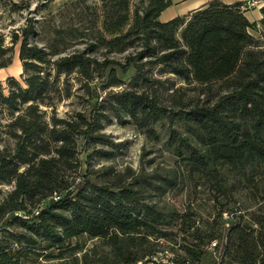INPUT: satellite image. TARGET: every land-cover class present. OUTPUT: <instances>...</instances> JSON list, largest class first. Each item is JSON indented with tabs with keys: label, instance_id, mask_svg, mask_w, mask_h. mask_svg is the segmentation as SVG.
Instances as JSON below:
<instances>
[{
	"label": "trees",
	"instance_id": "1",
	"mask_svg": "<svg viewBox=\"0 0 264 264\" xmlns=\"http://www.w3.org/2000/svg\"><path fill=\"white\" fill-rule=\"evenodd\" d=\"M172 1L131 12L130 0H100L99 22L53 28L46 47L34 20L13 35L23 79L0 83V264H264V196L252 224L219 208L205 228L178 200L202 183L225 196L229 175L248 187L264 178V7L258 24L221 0L160 22ZM76 40L82 49L58 51ZM9 51L0 41V57ZM130 70L126 87L58 117L71 75L90 95L95 79L118 88ZM112 120L171 163L142 148L137 169H117Z\"/></svg>",
	"mask_w": 264,
	"mask_h": 264
},
{
	"label": "rangeland",
	"instance_id": "2",
	"mask_svg": "<svg viewBox=\"0 0 264 264\" xmlns=\"http://www.w3.org/2000/svg\"><path fill=\"white\" fill-rule=\"evenodd\" d=\"M148 0H130L129 8L132 12L134 8L141 4H146ZM101 3L100 0H0V41L3 48H10L11 51L0 57V62L8 57L11 63L0 68V83L7 90V80L12 78L19 84H22L23 69L22 62L18 59V45L11 44L14 34H19L20 30L26 25L28 20H34L38 29V37L36 43L40 46H48V39L51 37V30L56 27L77 26L80 20H83L85 27L88 26V20L100 21ZM94 32H92V35ZM257 37V34L253 33ZM83 41L76 40L68 42L58 47V51L62 54L69 53L75 49H82ZM103 52L99 51L98 56ZM109 57L122 60L121 54H109ZM152 74L161 80H169L174 83L175 87H185V85L171 75L159 74L158 68L152 70ZM133 72L130 70L127 74L121 76L125 83L118 88L103 89V80L95 79L90 85V95L86 89L81 86L76 75L69 77V83L72 88V96L63 100L56 109L58 117H64L65 114L74 111H82L87 105V100L91 102H99L105 97L109 90H118L126 87ZM6 113L0 115L5 118ZM103 131L113 136V141L120 144L121 151L112 163L117 169L129 166L137 169L140 163V155L142 148L150 150L145 160L153 158L156 164L168 165L171 163L169 154L161 144L153 145L144 139L132 125L119 126L114 120L104 126ZM95 163V162H94ZM94 165H97L95 163ZM255 187H248L246 183L238 182L231 175L227 178L226 195H218L211 189L207 183H202L198 187L197 195L192 198L191 192L183 194L179 197L182 203H189L191 208L198 216V223L205 228L210 225L219 208H223V218L232 217L233 214H244L245 221L252 224L253 217L260 212L259 207L262 204L260 196H264V178H257ZM257 188V189H255ZM3 190L9 189L2 186ZM239 209L240 212L233 211ZM228 210V211H227ZM94 241H89L86 248H89ZM169 256L162 257L166 261Z\"/></svg>",
	"mask_w": 264,
	"mask_h": 264
},
{
	"label": "crops",
	"instance_id": "3",
	"mask_svg": "<svg viewBox=\"0 0 264 264\" xmlns=\"http://www.w3.org/2000/svg\"><path fill=\"white\" fill-rule=\"evenodd\" d=\"M211 0H173L172 4L164 9L158 17L160 22H167L179 16H185ZM249 0H221L225 5H232L235 3L244 4ZM244 16L250 23L258 24L261 19V12L259 9H251L244 12Z\"/></svg>",
	"mask_w": 264,
	"mask_h": 264
},
{
	"label": "built area",
	"instance_id": "4",
	"mask_svg": "<svg viewBox=\"0 0 264 264\" xmlns=\"http://www.w3.org/2000/svg\"><path fill=\"white\" fill-rule=\"evenodd\" d=\"M264 7V0H249L242 6V10L248 11L251 9H261ZM215 242L211 244V247L215 246ZM167 264H175V263H167Z\"/></svg>",
	"mask_w": 264,
	"mask_h": 264
}]
</instances>
